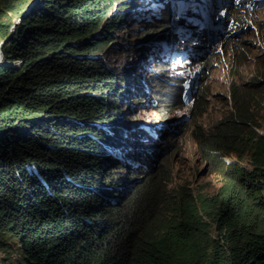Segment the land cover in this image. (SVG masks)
Instances as JSON below:
<instances>
[{
    "label": "trees",
    "instance_id": "1",
    "mask_svg": "<svg viewBox=\"0 0 264 264\" xmlns=\"http://www.w3.org/2000/svg\"><path fill=\"white\" fill-rule=\"evenodd\" d=\"M13 1L0 0L2 30ZM87 1L38 0L1 42L0 249L12 247V238L17 264H264V131L249 107L264 80L233 82L230 111L192 128L212 168L235 159L226 170L235 187L210 197L172 186L164 161L152 166L157 145L138 137L139 129L131 137L102 124L117 119L118 103L106 91L125 93L100 75L102 58L92 55L100 44L76 48L87 41L74 40L93 35L110 5L75 20L107 0ZM125 12L110 17L108 32ZM204 99H197L198 118L207 111ZM13 112L23 117L13 122ZM63 113L77 118L63 121ZM150 133L144 138L159 141L162 131ZM164 142L169 153L172 144Z\"/></svg>",
    "mask_w": 264,
    "mask_h": 264
},
{
    "label": "rangeland",
    "instance_id": "2",
    "mask_svg": "<svg viewBox=\"0 0 264 264\" xmlns=\"http://www.w3.org/2000/svg\"><path fill=\"white\" fill-rule=\"evenodd\" d=\"M36 1L38 0L13 1L15 11L11 15L1 17L7 27L3 30L0 28V45L11 29L21 22L22 12L28 6H33ZM218 2L219 0L209 1V7H216L221 1ZM88 3L85 5L88 6ZM96 3L98 5L99 1ZM124 3H129L126 8L131 9L133 13L125 12V17L118 19L122 21L118 28L109 29L108 32L105 24L114 13L123 11ZM105 5L109 6L102 13L104 16L102 15L100 26L93 35L74 40V43L87 41L84 45L76 46L77 49L100 44V49L97 50L99 52L92 54L102 58L105 68H101L100 75L106 77L107 82L114 81L125 93L121 97L119 92L108 95L111 91H106L107 100L118 103V109L112 111L117 114V119L104 121L102 124L106 127L113 124L120 126L131 137L135 130L139 129L138 137L147 139L150 146H158L160 141L146 138L150 132H173L176 127L174 120L186 117L187 121L179 126L181 132L178 137L166 136L173 145H170V154L166 155L167 144H161V149L165 151V160L162 158L164 165L171 170L167 172L170 181L175 187L187 186L190 190L202 192L204 196L210 197L220 191L223 185L229 188L227 183L231 181L223 172L230 162L232 164V159L225 158L220 167L216 163L212 168L210 159L202 155L193 137L192 128L197 122L212 124L230 111L233 82L240 87L242 84L250 85L251 81L264 80V0H257L253 6L242 4V0L232 4L226 15L229 24L225 33L203 53L204 49L197 46L192 31V35L188 34V31L182 38L183 26H194L192 15L201 16L198 10L202 11L204 8L202 0H107L99 7L81 9L75 20L88 17L87 13L90 12L97 13ZM98 34L101 35L100 38L95 37ZM202 44L207 45L206 41ZM1 49L0 61L5 63ZM195 53L197 55L193 60L191 55ZM11 64L18 69L23 65L21 61ZM162 67L166 69L162 71ZM107 70L109 73H106ZM99 80L97 83L102 86L103 83ZM90 84L93 82H86L85 87ZM73 89L78 91L77 87ZM263 89L264 86L257 91L258 97L250 100L249 107L254 115L253 124L264 131ZM199 96L205 98L204 106L207 110L200 118L196 115L203 106V103L197 105ZM63 114L66 117L63 121L70 122L77 118L69 113ZM70 116L73 118H69ZM12 117L14 122L23 115L13 112ZM170 122L173 124L169 125ZM5 124L6 122H0V126L4 127ZM143 131H146L145 134H142ZM145 141L143 140V143H146ZM159 151L160 149H155V154ZM144 170L142 168V171ZM116 176L118 177V173ZM230 184L235 187L234 183ZM214 236L222 239V236ZM9 241L13 246L7 250L0 249V264L18 263L17 244L10 237Z\"/></svg>",
    "mask_w": 264,
    "mask_h": 264
},
{
    "label": "clouds",
    "instance_id": "3",
    "mask_svg": "<svg viewBox=\"0 0 264 264\" xmlns=\"http://www.w3.org/2000/svg\"><path fill=\"white\" fill-rule=\"evenodd\" d=\"M209 1H211V2H214L215 0H202V2H203V4H204V8L202 9V11H199L198 10V12H199V14L201 15V16H199V15H192V20H193V27H189V26H187V24L185 25V26H183V30H182V33H183V36H182V38L183 37H185L186 36V32H188L189 31V33L188 34H190V35H192V32H193V38L195 39V41L197 40V46L199 45V48L202 46V47H208V50L210 49V44H208V43H206L207 45H203L202 43L204 42V41H206L207 40V34H211L212 32L214 33V34H216L217 36H219V37H221V35L222 34H224L225 33V30L227 29V27H228V24H229V22L226 20V15H227V11H228V9L231 7V5L232 4H234V3H238V1H240V0H234V2L232 1V0H219V2H220V4L219 5H216V7H214V6H212V7H209ZM218 2V3H219ZM257 3V0H255V2L254 3H251V2H248V3H245V4H251L252 6L253 5H255ZM87 4V3H86ZM125 4V3H124ZM126 5L128 6V3H126ZM86 6V5H85ZM127 6H122V8H123V11H119V12H124V10H129V12L128 13H133V11L131 10V9H127L126 7ZM211 6V5H210ZM31 7V6H30ZM29 7V8H30ZM12 14V12H10V13H8V15H11ZM213 17V18H212ZM201 19H202V22H201ZM215 23H217V26L215 25ZM203 24V25H202ZM192 31V32H191ZM204 31H206L205 32V35H204ZM199 33L200 35H194V34H196V33ZM203 37H205L206 39L204 40V39H202L201 37L202 36ZM166 39L168 38V36H166L165 37ZM2 48V45L0 46V49ZM3 49H1V55H2V53H3V51H2ZM204 52V50L202 51V53ZM196 53L195 54H193V55H191V58L194 60L195 58H196ZM165 56H167V55H165ZM4 61H5V57H4V59H3ZM4 62H1L0 61V65L1 64H3ZM184 118V117H183ZM177 119H181V118H177ZM185 121H187V119L186 118H184V120H183V122L182 123H179V124H175L176 125V127H175V129H174V131H176V130H179L180 132H181V130L179 129V126L180 125H182V124H184V122ZM169 125H171V122H170V124ZM174 128V127H173ZM157 131H160V130H154L153 132H157ZM162 131V130H161ZM173 131V132H174ZM172 132L169 130H164V131H162V134L160 135V138H159V141L161 142L158 146H157V148L158 149H160V151H159V153L158 154H155V150H154V154H153V156H152V166L154 167V169H156V167H157V165L158 164H160V160L164 157V155H165V151L164 150H162L161 149V144H163V143H165L164 142V138H166V136H168V135H171V136H177V135H174V134H171ZM180 134V133H179ZM178 134V135H179ZM178 137V136H177ZM173 145H171V147H172ZM156 148V149H157ZM170 151H171V149H170ZM167 154H170V152L169 153H167L166 152V155ZM159 156H161V158L160 159H158V157ZM225 158H230V160L232 159V162L235 160L234 158H232V157H230V156H225V157H223V159H222V162H224L223 160L225 159ZM164 159V158H163ZM162 159V160H163ZM213 161H215L214 159H212ZM231 164V162L229 163V166L226 168V170L231 166L230 165ZM245 164H247V162H245ZM217 166H218V164H217ZM166 167V169L168 170V172H170L171 170H169L168 168H167V166H165ZM218 167H220V166H218ZM226 170H225V172H223L224 173V175L226 176ZM226 178L228 179V180H230V178H228L227 176H226ZM231 181V180H230ZM230 183H232V181L231 182H229V183H227V185L228 186H231V184ZM236 185V184H235ZM172 186H173V182H172ZM223 186H225V185H223ZM222 186V187H223ZM221 187V188H222ZM240 189V188H239Z\"/></svg>",
    "mask_w": 264,
    "mask_h": 264
},
{
    "label": "water",
    "instance_id": "4",
    "mask_svg": "<svg viewBox=\"0 0 264 264\" xmlns=\"http://www.w3.org/2000/svg\"><path fill=\"white\" fill-rule=\"evenodd\" d=\"M212 18H213V17H212ZM215 25L217 26V23H215ZM219 39H220V37L217 36L216 34H214V33L212 32L210 35L207 34V40H206V43H208V44L213 43V44H214V43H216ZM203 49H204L205 52L208 51V47H203ZM184 118H186V117H184ZM184 118L176 119V120H174V123H175V124L182 123L183 120H184ZM172 124H173V123L171 122V125H172ZM179 133H180V131H179V130H176V131L172 132L171 134L178 135ZM160 158H161V156L158 157V159H160Z\"/></svg>",
    "mask_w": 264,
    "mask_h": 264
},
{
    "label": "bare ground",
    "instance_id": "5",
    "mask_svg": "<svg viewBox=\"0 0 264 264\" xmlns=\"http://www.w3.org/2000/svg\"><path fill=\"white\" fill-rule=\"evenodd\" d=\"M1 46V45H0Z\"/></svg>",
    "mask_w": 264,
    "mask_h": 264
}]
</instances>
